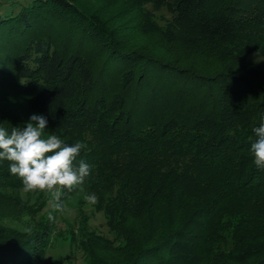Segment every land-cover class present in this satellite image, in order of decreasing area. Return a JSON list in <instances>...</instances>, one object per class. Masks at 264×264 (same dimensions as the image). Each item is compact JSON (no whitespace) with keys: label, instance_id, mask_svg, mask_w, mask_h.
I'll return each instance as SVG.
<instances>
[{"label":"trees","instance_id":"16d2710c","mask_svg":"<svg viewBox=\"0 0 264 264\" xmlns=\"http://www.w3.org/2000/svg\"><path fill=\"white\" fill-rule=\"evenodd\" d=\"M3 3L0 79L13 80L51 129L84 145L74 166H90L84 183L127 242L102 260L74 235L87 259L264 264V168L251 151L264 123V69L244 65V50L240 63L213 73L137 53L108 17L74 0H28L10 11ZM142 3L169 5L179 25L224 50L243 37L264 48V0ZM59 15L68 20L62 48L50 31ZM97 40L106 54L95 71L84 52ZM8 115L0 109V127L23 128ZM22 187L0 160V264H40L59 227L54 215L33 212Z\"/></svg>","mask_w":264,"mask_h":264},{"label":"rangeland","instance_id":"374dc122","mask_svg":"<svg viewBox=\"0 0 264 264\" xmlns=\"http://www.w3.org/2000/svg\"><path fill=\"white\" fill-rule=\"evenodd\" d=\"M27 1L4 0L3 5L10 11L13 6L16 7L19 3ZM74 2L88 13L97 11L104 18L108 17V23L115 28L118 38L126 39L128 49L137 53L161 57L181 66H192L200 72L213 73L240 63L244 50V65H256L264 69V48L256 47L246 37L225 50L206 40L198 39L190 29L179 25L171 7L167 4L162 6L144 4L142 0H74ZM54 20V27L50 31L57 46L62 48L64 42H69L68 20L62 15ZM101 43V40H97L90 50L84 52L86 58L95 67V71L102 67L106 54ZM67 45V48L75 49L71 44ZM11 81L13 80L0 79V109H6L12 120L26 127L32 115H43V113L32 106L26 95L12 89ZM23 81L27 82L25 79ZM53 133L65 142L77 143L73 142L70 136L62 132L57 133L47 123L43 135L47 137ZM18 193L31 204L37 203L33 206V212H36L38 217L44 215L47 218L54 215L58 220L59 227L52 236V245L40 264H94L87 259L80 246L72 243L74 235V238L85 236L84 244L91 247L93 256L96 254L102 260L111 259L116 254L120 256L118 247L127 244L121 239L118 231L110 225L107 211L97 209L98 198L94 204L84 199L87 194L98 197L88 183L79 185L72 191L61 190L60 203L63 205V210H54L48 202L46 193L39 191L25 193L23 187ZM22 219L29 224L33 222L30 214H25ZM135 230L138 229L135 227ZM140 233L141 231L136 232V236H141Z\"/></svg>","mask_w":264,"mask_h":264},{"label":"clouds","instance_id":"9594fccd","mask_svg":"<svg viewBox=\"0 0 264 264\" xmlns=\"http://www.w3.org/2000/svg\"><path fill=\"white\" fill-rule=\"evenodd\" d=\"M43 115H32L26 127L12 128L11 133L0 127V160L9 162V171L23 183V191L43 192L54 210H63L60 203L61 190L72 191L82 185L89 175L90 166L80 160L74 161L84 147L82 143L69 144L56 134L43 135L47 126ZM255 141L251 144L254 163L264 168V123L253 129ZM84 199L96 203L94 194ZM49 219H53L49 216Z\"/></svg>","mask_w":264,"mask_h":264}]
</instances>
